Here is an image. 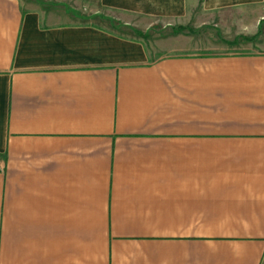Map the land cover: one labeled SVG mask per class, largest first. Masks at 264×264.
Returning a JSON list of instances; mask_svg holds the SVG:
<instances>
[{"label": "crops", "instance_id": "0c3cea01", "mask_svg": "<svg viewBox=\"0 0 264 264\" xmlns=\"http://www.w3.org/2000/svg\"><path fill=\"white\" fill-rule=\"evenodd\" d=\"M260 2L0 0V264H264Z\"/></svg>", "mask_w": 264, "mask_h": 264}, {"label": "rangeland", "instance_id": "374dc122", "mask_svg": "<svg viewBox=\"0 0 264 264\" xmlns=\"http://www.w3.org/2000/svg\"><path fill=\"white\" fill-rule=\"evenodd\" d=\"M24 2L28 0H23ZM251 10L249 11V14H240V12H232L227 11L222 15L223 23H225L222 27L225 30H219L216 28H219L217 26L215 29H211V34L214 36V38L223 39L225 40L224 43L227 48L230 46L228 45L231 43V41H234L235 39L238 40L239 44L234 45L233 48L235 50H239V52H251V51H257L262 50L264 51V0H261L259 5H253L251 6ZM236 13V14H235ZM221 17V16H219ZM237 19L235 24H233L232 19ZM263 19V21H262ZM226 20V21H225ZM248 21V22H244ZM260 24L258 25V23ZM242 23H248L245 25L247 28L246 30H242L241 26ZM158 26L155 27L154 30H151L146 35L141 34L143 39L147 40L151 47L154 49L151 51L152 57L155 59L156 57H159L161 55V51L158 49H161V46L163 45V39L164 37L170 36L172 34L180 33V32H190L193 33V31H185L181 29H177L174 31V33L167 29H162L160 26V23L157 24ZM173 29V28H172ZM209 34V32H208ZM207 34V35H208ZM235 42H233L234 44ZM162 44V45H161ZM165 55V54H164Z\"/></svg>", "mask_w": 264, "mask_h": 264}]
</instances>
